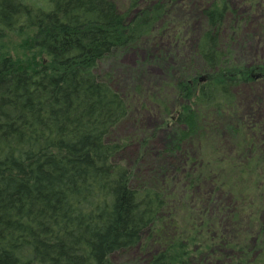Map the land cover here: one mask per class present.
<instances>
[{
  "label": "trees",
  "instance_id": "1",
  "mask_svg": "<svg viewBox=\"0 0 264 264\" xmlns=\"http://www.w3.org/2000/svg\"><path fill=\"white\" fill-rule=\"evenodd\" d=\"M191 1L181 22L178 0H0V264H264V121L240 94L264 57L235 38L264 36V0ZM165 39L178 62L156 92L98 75ZM141 104L180 134L161 172L120 158Z\"/></svg>",
  "mask_w": 264,
  "mask_h": 264
},
{
  "label": "rangeland",
  "instance_id": "2",
  "mask_svg": "<svg viewBox=\"0 0 264 264\" xmlns=\"http://www.w3.org/2000/svg\"><path fill=\"white\" fill-rule=\"evenodd\" d=\"M24 1L36 6L45 5V0ZM197 9V3L191 0H178L174 7L181 22H186L193 15V18H197L198 15H195L198 12ZM258 11L261 16L257 18L264 19V10L259 8ZM260 24L261 22L253 23L242 32L235 34L240 54L249 61L264 57V36L258 30ZM190 28L192 30V25ZM188 30L191 33L189 28ZM197 34V31L192 36L189 34V39L192 40ZM261 37L263 38L260 39ZM171 48L170 42L165 39L155 46L146 43L136 49L118 50L100 61L97 73L100 76L112 74L115 80L114 87L123 93L129 91V88L136 91L142 90L144 93L156 92L167 77L168 67L177 61ZM240 94L243 115L257 121H264V81H260L256 86L243 85ZM137 109L139 114H136V118L139 122L127 121L121 128L124 131L121 130L122 135L135 132L141 122L144 136L128 147L120 158L134 173L161 172V166L169 164L171 167L177 161L176 153L167 154L166 149H172L177 144L180 137L179 131L175 125L164 122L161 111L154 106L143 107L141 104ZM168 171L170 170L162 172ZM112 259L117 260V257L113 256Z\"/></svg>",
  "mask_w": 264,
  "mask_h": 264
}]
</instances>
